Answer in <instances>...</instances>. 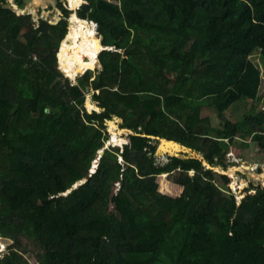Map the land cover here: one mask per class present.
I'll return each mask as SVG.
<instances>
[{
  "label": "trees",
  "instance_id": "obj_1",
  "mask_svg": "<svg viewBox=\"0 0 264 264\" xmlns=\"http://www.w3.org/2000/svg\"><path fill=\"white\" fill-rule=\"evenodd\" d=\"M9 4L0 0V264H264V182L237 196L232 177L202 159L158 163L149 137L227 169L250 124L264 161V112L243 122L223 114L258 96L250 56L264 58V0H87L77 15L97 22V41L112 49L100 52L101 69L84 61L77 72L59 56L66 37L71 55L80 47L72 1L59 0V22L38 26ZM205 102L222 128L206 125ZM115 116L134 133L74 188Z\"/></svg>",
  "mask_w": 264,
  "mask_h": 264
},
{
  "label": "rangeland",
  "instance_id": "obj_2",
  "mask_svg": "<svg viewBox=\"0 0 264 264\" xmlns=\"http://www.w3.org/2000/svg\"><path fill=\"white\" fill-rule=\"evenodd\" d=\"M9 5L13 7V9L20 14V10L17 9V4L15 3V0H8ZM73 7L75 8V11L71 14L69 18V26L71 24L74 26V28L79 27L80 25L74 23L72 21V17L74 14L77 15V10L87 2V0H82L78 5H75L74 0H71ZM19 7V6H18ZM29 7L30 14L33 16V20L36 22L37 26L39 25V22L41 19L49 20L51 23H57L61 19H63V11L60 8L59 0H26L25 8ZM24 8V9H25ZM22 9V8H21ZM87 22L91 23L87 20ZM82 29V27H80ZM99 29V28H98ZM98 29L97 32H98ZM83 33V30H82ZM81 33V41L77 40L76 45H80L79 48L76 50L75 55H71V50L68 45L65 44L66 38L63 40L61 47L59 49V56H63L68 58L67 64L73 70L74 72L78 71V68L80 64L84 61H90L92 63V66L96 69H101V65L95 64L92 60H89L88 58H82L81 55V47L83 45V35ZM98 36V33H97ZM95 39H96V31H95ZM97 41V39H96ZM81 43V44H80ZM66 48V51L63 52L62 49ZM112 49V48H111ZM250 59L253 60L256 65L261 70V85L258 92V96L256 100H242L234 105L230 106L226 111H224V116L226 119L231 120L233 122H243L246 121L248 118L251 117V115L259 114L260 112H264V58L261 54V51H255L251 56ZM60 60V59H59ZM100 61V59H99ZM101 62V61H100ZM59 68L61 71V63H59ZM170 67L166 69L167 75H171ZM77 79V78H76ZM74 80V79H72ZM88 102L90 103L91 100V106L93 107V99L92 95H88L87 97ZM86 108L90 111V108L88 107V103L85 104ZM92 110V108H91ZM201 117L207 120V126L213 127V128H222L224 125L223 118L220 116V112L217 109L216 106L210 105L208 102H205L202 111H201ZM123 123V119L115 116L113 120L109 121V127L108 132L110 136V140H115L114 142H117L116 144L121 143L124 141L123 136L124 134H127V132L122 128L121 124ZM252 126L249 125H243L242 130L238 134L237 138L233 141L232 147H230L229 152L227 153V156L225 158L226 163L228 164V168L225 169L222 165H212V167L207 166V160L205 159V156L203 153L197 151L198 155L200 156L199 159H202L204 161V165L207 169H213L214 171L222 174H227L230 177H232V190L234 193L237 194V196L245 189L251 188V185L254 184V187H260L262 183L264 182V172L262 169L264 168V161H260L258 158L261 157V153L259 150L258 143L252 139V136L254 133L250 131ZM264 129V128H263ZM215 135V134H214ZM155 139V138H153ZM156 140V139H155ZM109 142V141H108ZM108 142L106 145H108ZM156 142V141H155ZM187 155H191L192 153L188 152ZM233 154V156H232ZM100 158V152L97 157V159ZM96 159V160H97ZM95 160V161H96ZM169 161V157H157L158 163H166ZM207 161V162H206ZM236 167V169H235ZM222 170H221V169ZM98 170V169H97ZM97 172V171H96ZM95 172V173H96ZM195 172L191 171V174L193 175ZM174 176H178L177 173H174ZM240 180V181H238ZM245 181V182H244ZM117 188L116 191L120 189V183L116 182ZM1 241V237H0ZM2 244V242H1ZM7 249V246L3 244V246L0 247V253L5 251Z\"/></svg>",
  "mask_w": 264,
  "mask_h": 264
},
{
  "label": "water",
  "instance_id": "obj_3",
  "mask_svg": "<svg viewBox=\"0 0 264 264\" xmlns=\"http://www.w3.org/2000/svg\"><path fill=\"white\" fill-rule=\"evenodd\" d=\"M17 9L20 10V14H30L29 7L25 8V9H21V8H19L17 6ZM96 25L98 27V24H96ZM105 49H109V48L103 46V50H105ZM100 65L102 67L101 63H100ZM87 103H88V100L86 101V104ZM90 103H91V100H90ZM92 111H93V107H92V110L90 109V112H92ZM123 129L127 132V134L134 133V131L132 129H129V128H123ZM149 137H152V138H155L156 140H158V147H157V151H156V154H155L156 157H160L161 158V157L168 156V157H181V158H184V159L199 158L200 157L198 155L197 151L194 148L189 147L188 145H186L184 143H181V142H179V141H177L175 139H169V138L162 137V136H152V135H149ZM114 141L115 140H110L108 142V145H106L105 148L100 151V158H99L98 165H96L95 162H94V164L92 165V168L90 170L89 175L83 181L78 182L74 186V188L78 187L79 185H81L85 181L89 180L91 178V176L97 171V169L99 168V164H100L101 158H102V156L105 153V149L110 147V145L117 143V142H114ZM188 152H190L192 154L191 155H187L186 153H188ZM121 161H123V159H121ZM125 166H127V164H125ZM207 166L212 167V165L209 162H207Z\"/></svg>",
  "mask_w": 264,
  "mask_h": 264
},
{
  "label": "bare ground",
  "instance_id": "obj_4",
  "mask_svg": "<svg viewBox=\"0 0 264 264\" xmlns=\"http://www.w3.org/2000/svg\"><path fill=\"white\" fill-rule=\"evenodd\" d=\"M82 0H74L75 5H78ZM72 21L78 25L79 27H82L83 30V40H82V47H81V55L82 58H88L89 60H92L95 64H99V54L103 50V46L99 44L98 41L95 39V31L97 29V26L94 22H87V20L80 19L78 16L74 15L72 17ZM63 52L66 51V48L64 47L62 49ZM88 107L91 109L92 106L88 102ZM233 156V154H232ZM221 169V168H220ZM236 169V167H235ZM222 170V169H221ZM240 181V180H238ZM245 182V181H244ZM1 237V235H0ZM3 246V243L1 244L0 241V247Z\"/></svg>",
  "mask_w": 264,
  "mask_h": 264
},
{
  "label": "clouds",
  "instance_id": "obj_5",
  "mask_svg": "<svg viewBox=\"0 0 264 264\" xmlns=\"http://www.w3.org/2000/svg\"><path fill=\"white\" fill-rule=\"evenodd\" d=\"M78 16V15H77ZM79 17V16H78ZM80 18V17H79ZM80 19H82V18H80ZM85 20V19H84ZM89 21V20H88ZM90 22H94L95 23V25L96 24H98L97 22H95V21H90ZM97 26V25H96ZM99 28V24H98V27H97V29ZM103 46V45H102ZM105 47V46H104ZM107 48H109V49H111V47H107ZM103 51V50H102ZM101 51V52H102ZM101 63V62H100ZM110 141V140H109ZM120 159H122V158H120ZM95 162V161H94ZM94 164V163H93Z\"/></svg>",
  "mask_w": 264,
  "mask_h": 264
}]
</instances>
